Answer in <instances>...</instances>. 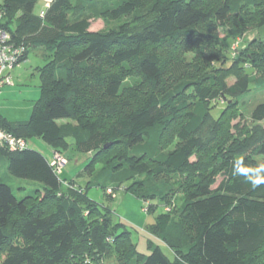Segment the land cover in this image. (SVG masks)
<instances>
[{
    "label": "trees",
    "instance_id": "obj_1",
    "mask_svg": "<svg viewBox=\"0 0 264 264\" xmlns=\"http://www.w3.org/2000/svg\"><path fill=\"white\" fill-rule=\"evenodd\" d=\"M2 1L3 28L26 48L20 63L33 48L47 63L32 118L0 116L1 128L62 154L72 139L93 155L80 173L91 185L121 188L147 213L162 207L146 232L172 258L151 240L140 254L131 229L74 181L64 189L42 153L0 148L11 176L43 185L19 200L0 183V264H264V184L239 175L264 164V103L243 124L235 101L264 89V45L230 52L264 28V0H53L40 17V0ZM126 17L137 25L117 37L91 31L94 19Z\"/></svg>",
    "mask_w": 264,
    "mask_h": 264
},
{
    "label": "rangeland",
    "instance_id": "obj_2",
    "mask_svg": "<svg viewBox=\"0 0 264 264\" xmlns=\"http://www.w3.org/2000/svg\"><path fill=\"white\" fill-rule=\"evenodd\" d=\"M47 1L49 0H40L36 4L34 15L40 17L42 12L48 10L46 5ZM90 1L71 0L73 6L80 5L82 7ZM2 3L3 1L0 0V4ZM136 25L137 23L134 17H126L119 20L99 18L92 21L91 31L113 38L118 36L121 27L124 28V26H127L130 30L136 27ZM217 33L222 39H225L228 35V32L224 30L218 31ZM254 41L264 45V28L250 30L240 36L238 40H230V52L232 56H234V54L236 55L237 52L247 50ZM45 55L46 53L40 50V48H33L28 57L29 63L23 65L20 71L15 70L13 73L14 78L12 77V80L15 86H6L2 91V95L4 96H2V98L0 96V104L6 108L5 111L7 115L11 117V119H14L13 121H28L33 116L34 105L41 98V79L37 71L45 67L47 63ZM192 59L193 56L190 55L189 60ZM134 80L135 79L132 78L129 79L124 87L131 88L136 82V80ZM234 82V79H230L228 84L232 85ZM235 101L238 103L240 112L243 114L241 122L244 124L249 120L252 110L259 104L264 103V89L251 86V90L247 95L239 97ZM214 115L218 116V111H215ZM262 124L264 125V122ZM28 146L30 150L38 151L48 160L52 161L53 149L47 145L46 141L43 139H30L28 140ZM61 152H63V155L68 159V164L64 167L62 174L59 175L60 180L63 182L64 189L67 188L68 182L74 181V185H78L87 190L88 199L113 211V222L123 223L131 229L133 242L136 244L140 254L144 256H149L151 254L148 247V241L151 240L154 244L160 245L164 253L172 258L169 249L146 232V229L154 224L156 217L163 213L162 207H159L155 213H147L146 210H144L145 205L143 201L121 188V190L118 189L113 192L115 196L110 197L108 196L109 190L106 191L103 187L91 185V183H94V178L80 176V173H82L85 167L90 163L93 155L78 152L72 139L69 140L68 149ZM102 169V165L97 166L95 175ZM0 183L9 186L19 200L34 195L36 191L43 190V185L41 183L11 176L8 171V166L2 161H0ZM178 206L182 207L183 203L181 201L178 202ZM106 264L119 263L114 257L107 260Z\"/></svg>",
    "mask_w": 264,
    "mask_h": 264
},
{
    "label": "built area",
    "instance_id": "obj_3",
    "mask_svg": "<svg viewBox=\"0 0 264 264\" xmlns=\"http://www.w3.org/2000/svg\"><path fill=\"white\" fill-rule=\"evenodd\" d=\"M47 1V7L50 4ZM44 16V13H42ZM26 48L13 43L11 34L3 28V15L0 13V93L6 86H14L11 73L21 63ZM0 148H6L12 152L24 151L29 148L28 142L24 139L14 137L7 133L0 126ZM68 164V159L59 152L53 151V158L50 166L57 176L62 174L64 167ZM68 187V184H67ZM109 195L115 196L112 190L108 191ZM144 210L147 209L144 208Z\"/></svg>",
    "mask_w": 264,
    "mask_h": 264
},
{
    "label": "clouds",
    "instance_id": "obj_4",
    "mask_svg": "<svg viewBox=\"0 0 264 264\" xmlns=\"http://www.w3.org/2000/svg\"><path fill=\"white\" fill-rule=\"evenodd\" d=\"M251 174L248 172H241L239 175H243L247 182H250V185L253 190L258 188L261 184H264V164L257 165L255 168L250 170ZM237 173L234 171L233 175Z\"/></svg>",
    "mask_w": 264,
    "mask_h": 264
},
{
    "label": "crops",
    "instance_id": "obj_5",
    "mask_svg": "<svg viewBox=\"0 0 264 264\" xmlns=\"http://www.w3.org/2000/svg\"><path fill=\"white\" fill-rule=\"evenodd\" d=\"M52 1V0H51ZM27 63H29V60L27 59V61L26 62H24V63H22V64H20L17 68H15L14 70H13V72L11 73V77H13L14 78V76H13V73H14V71L15 70H17V71H20L21 70V68L23 67V65H26ZM19 73V72H18ZM15 86V85H14ZM13 87V86H12ZM2 91H3V89H2ZM1 91V93H0V96H1V98H2V96H4V95H2V92ZM6 108H4L1 104H0V116L2 117V118H5L6 120H8V121H10V122H17V121H13L14 119H11V117H9L8 115H7V113H6ZM50 161V160H49Z\"/></svg>",
    "mask_w": 264,
    "mask_h": 264
}]
</instances>
